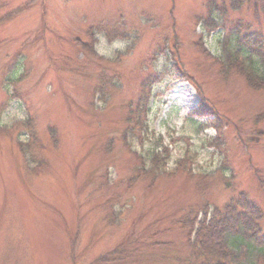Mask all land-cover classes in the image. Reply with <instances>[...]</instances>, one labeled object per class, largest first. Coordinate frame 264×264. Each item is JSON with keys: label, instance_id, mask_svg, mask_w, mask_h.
<instances>
[{"label": "rangeland", "instance_id": "obj_1", "mask_svg": "<svg viewBox=\"0 0 264 264\" xmlns=\"http://www.w3.org/2000/svg\"><path fill=\"white\" fill-rule=\"evenodd\" d=\"M211 1L0 0V264H180L190 211H264V89L214 59L264 0Z\"/></svg>", "mask_w": 264, "mask_h": 264}, {"label": "trees", "instance_id": "obj_2", "mask_svg": "<svg viewBox=\"0 0 264 264\" xmlns=\"http://www.w3.org/2000/svg\"><path fill=\"white\" fill-rule=\"evenodd\" d=\"M240 1L233 0L236 8ZM207 6L210 8V14L205 20L206 27L211 28L210 31L219 29L221 21L217 14L214 16L217 8L216 11L213 10L217 7L216 1L212 0ZM237 27L235 36L224 43V54L214 59L221 65L224 73L239 72L252 88L264 89V35L256 31L241 36L239 25ZM145 85L148 83L143 84L144 90L137 102L138 116L148 109ZM148 101L150 102L149 98ZM128 108H130L128 119L132 120L135 114L132 103ZM203 108L206 107L202 103L194 109L193 115L214 116L213 113H203L205 112ZM198 123L201 127L208 125L207 122L198 121ZM145 124L138 121V126L143 125V130L147 131L149 137L148 126ZM157 147L159 150L160 146ZM158 150L154 149L151 160L156 168H161L166 159L164 153L167 151L158 152ZM155 175L158 176L159 173ZM259 180L264 189V179ZM193 214L194 212L190 211L187 217L179 221L185 230L188 247L192 250L188 257L179 259L180 264H264V225L262 224L264 211L246 191H241L223 209L215 208L211 211L210 207L205 206L201 218L198 214L193 217Z\"/></svg>", "mask_w": 264, "mask_h": 264}]
</instances>
